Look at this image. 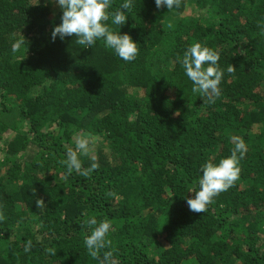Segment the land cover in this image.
Returning a JSON list of instances; mask_svg holds the SVG:
<instances>
[{"label":"trees","instance_id":"trees-1","mask_svg":"<svg viewBox=\"0 0 264 264\" xmlns=\"http://www.w3.org/2000/svg\"><path fill=\"white\" fill-rule=\"evenodd\" d=\"M61 15L56 0H0V264H102L106 251L110 264H264V0H133L124 25L106 22L138 43L132 62L102 40H54ZM194 42L224 70L212 103L176 60ZM84 134L82 165L99 167L64 179ZM234 137L239 179L190 211L200 166ZM89 216L112 223L99 259Z\"/></svg>","mask_w":264,"mask_h":264},{"label":"clouds","instance_id":"clouds-1","mask_svg":"<svg viewBox=\"0 0 264 264\" xmlns=\"http://www.w3.org/2000/svg\"><path fill=\"white\" fill-rule=\"evenodd\" d=\"M56 2L62 9V15L61 23L55 26L52 32L54 40L57 37L61 40L65 37H75L78 44L84 47H92L97 41L102 40L105 47L111 49L121 60L132 62L136 59L139 52L138 43L134 42L128 34H121L106 23L111 20L112 25H124L133 6V0H123L114 12L108 11L112 6L111 0H56ZM155 5L157 9L163 6L167 10H172L174 7H179V0H155ZM19 47V44H15L13 50ZM219 59L218 53L200 42L190 44L183 55L176 58L184 74L192 82V92L208 97L210 103L221 95L220 84L224 70L218 64ZM234 70L232 66L227 69L229 73ZM233 139L236 143L230 156L222 158L218 163L206 161L200 166L198 185L189 191L194 195L192 198L185 197L190 211L205 212L207 205L215 196L228 190L239 179V162L246 154L247 146L242 138L234 137ZM89 145L90 137L84 134L77 136L75 148H68L66 159L61 161L66 167L64 179H68L73 172L88 177L99 167L95 162L88 168L82 165L80 156L88 155ZM41 203H43L42 200H37L38 205ZM2 219L3 217L0 216V220ZM86 223L89 232L85 236L84 245L93 259H99L101 250L112 243L107 238L112 223L108 219L98 221L95 216H89ZM31 249L32 241H25L24 252L28 253ZM111 257L112 252H104L102 264H110Z\"/></svg>","mask_w":264,"mask_h":264},{"label":"rangeland","instance_id":"rangeland-1","mask_svg":"<svg viewBox=\"0 0 264 264\" xmlns=\"http://www.w3.org/2000/svg\"><path fill=\"white\" fill-rule=\"evenodd\" d=\"M190 7V6H189ZM189 11H190V8H189ZM0 159H1V153H0Z\"/></svg>","mask_w":264,"mask_h":264}]
</instances>
